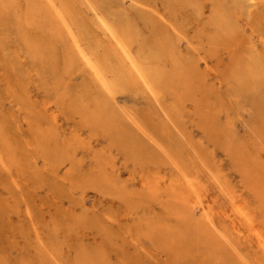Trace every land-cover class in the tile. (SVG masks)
<instances>
[{
  "label": "rangeland",
  "instance_id": "rangeland-1",
  "mask_svg": "<svg viewBox=\"0 0 264 264\" xmlns=\"http://www.w3.org/2000/svg\"><path fill=\"white\" fill-rule=\"evenodd\" d=\"M57 1L116 83L47 0H0V264H264V0ZM186 173L216 231L173 197Z\"/></svg>",
  "mask_w": 264,
  "mask_h": 264
},
{
  "label": "bare ground",
  "instance_id": "bare-ground-1",
  "mask_svg": "<svg viewBox=\"0 0 264 264\" xmlns=\"http://www.w3.org/2000/svg\"><path fill=\"white\" fill-rule=\"evenodd\" d=\"M48 1V5L47 7L50 9L51 14L54 17H57L58 22L61 23V25L66 29V31L69 32L70 37L69 40L70 42L75 45V51L78 54V56L82 57L83 60L85 61V63L87 64V66L91 69V72L93 73V75L95 76L96 79H98L102 84V87L105 90H112V87L114 86V84L116 83V81H110L108 79L107 76V72L99 67L95 61L93 60L91 54H89L82 46L80 39L77 35V33L75 31H73V28L71 27V24L69 22V17H68V9L63 6L61 3H59V1L57 0H47ZM40 8L43 11V3L40 4ZM41 16V15H40ZM40 18V17H39ZM42 19V18H40ZM49 19V18H48ZM50 21V20H49ZM33 22V21H32ZM51 22V21H50ZM36 23V22H34ZM50 25V24H49ZM50 27V26H49ZM53 30V29H52ZM117 39V37H115ZM124 46V45H123ZM123 48L126 49V46H124ZM127 56L125 57V61L131 60L132 58H130L131 56L129 55L128 51H127ZM115 59V58H114ZM114 61V60H113ZM133 66L132 68L128 69L126 68V72H127V76L129 75L132 78L138 77L140 79H143L145 81V83L148 85V88L150 89V91L154 92L155 89H153L154 85L152 86L151 84H153L152 82H149V78L147 77V74H143L140 70V68L137 66L136 63L132 62ZM118 64V63H117ZM115 66V64H114ZM149 76V75H148ZM153 81V79H152ZM161 82V81H160ZM165 87V86H164ZM259 88V87H258ZM260 89V88H259ZM264 90V88H263ZM256 91V90H255ZM263 92V91H262ZM156 95H159L158 93H156ZM213 182L219 183L223 186H225V181H224V177L221 174H216L212 177ZM172 184V189H173V197L180 203L184 204V205H189L192 206L193 208L196 207H201L202 210L204 211V221L205 223L212 228L213 230H211L210 228L208 229L209 231H214L215 229H218V225L220 224V222L226 221V219L229 218L228 212H223L221 213L219 216V219H217L216 217V212L214 210V203L216 201V199L212 196V198H210L206 203L204 202V197H205V193H206V188L209 185L207 182H204L201 179V176L199 174H195V175H191V174H184V176L181 179H177L175 180V182H171ZM261 191V190H260ZM263 191V189H262ZM223 195H229L232 196L233 194L230 193L229 188H223L222 192ZM257 195V194H256ZM228 196V197H230ZM260 196V195H259ZM242 197V196H241ZM238 198V197H237ZM235 198V199H237ZM240 198V197H239ZM231 199V198H229ZM233 201V200H232ZM245 203V201H244ZM233 205V202H232ZM233 207V206H232ZM199 210V209H197ZM234 214V219H232V224H233V228L235 229L236 233L239 236H245L246 235V231H249V228L252 227L254 228V216L251 214V212L249 211V208L247 206H244L243 204H235L233 209L231 210ZM202 221V220H201ZM200 221V222H201ZM206 225V226H207ZM227 225V224H226ZM221 226V225H219ZM229 226V225H228ZM248 227L247 230L245 231V227ZM185 227V226H184ZM203 227V226H201ZM230 227V226H229ZM207 228V227H206ZM193 229V228H192ZM202 229V228H201ZM196 230V229H194ZM193 230V231H194ZM221 230V229H219ZM201 231V230H199ZM206 231V230H204ZM209 231H207L206 235L209 236ZM216 231V230H215ZM226 231V230H224ZM256 231V230H255ZM186 232V231H185ZM198 232V231H197ZM203 232V229H202ZM196 233V232H195ZM229 233V232H228ZM205 234V233H204ZM212 234H215L212 232ZM211 234V235H212ZM232 234H235L234 232ZM249 234V232L247 233V235ZM205 235V236H206ZM223 237L222 239H228V237L226 236V234H222ZM214 238L216 236H213ZM221 237V236H220ZM183 238V237H181ZM185 238V237H184ZM183 238V239H184ZM187 238V237H186ZM207 238V237H206ZM210 238V236H209ZM205 239V238H204ZM246 239V238H245ZM206 240V239H205ZM215 240V239H213ZM213 240H211L213 242ZM219 240V238H218ZM221 240V239H220ZM228 241V240H227ZM230 241V240H229ZM246 241V240H245ZM252 241V240H251ZM261 243L262 246L264 248V237H261ZM209 242V241H208ZM204 243V241H203ZM211 243V242H210ZM217 243V241H216ZM220 244V243H219ZM261 249V248H260ZM259 249V252H260ZM256 250V249H255ZM241 259V258H240ZM264 261V260H263ZM241 262V261H239ZM243 264V263H242ZM247 264V262H246ZM252 264V263H251Z\"/></svg>",
  "mask_w": 264,
  "mask_h": 264
}]
</instances>
